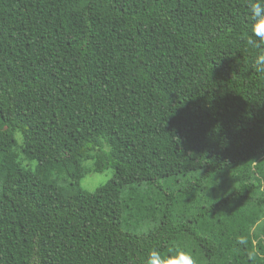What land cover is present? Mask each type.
Here are the masks:
<instances>
[{
	"label": "trees",
	"instance_id": "obj_1",
	"mask_svg": "<svg viewBox=\"0 0 264 264\" xmlns=\"http://www.w3.org/2000/svg\"><path fill=\"white\" fill-rule=\"evenodd\" d=\"M253 2L0 0V264H264Z\"/></svg>",
	"mask_w": 264,
	"mask_h": 264
},
{
	"label": "clouds",
	"instance_id": "obj_2",
	"mask_svg": "<svg viewBox=\"0 0 264 264\" xmlns=\"http://www.w3.org/2000/svg\"><path fill=\"white\" fill-rule=\"evenodd\" d=\"M252 28L251 37L247 38L246 43L251 48H264V3L253 2L250 4ZM255 69L257 72H264V52L256 57ZM147 264H197L195 257L183 250L175 249L167 255L154 248L149 252Z\"/></svg>",
	"mask_w": 264,
	"mask_h": 264
},
{
	"label": "rangeland",
	"instance_id": "obj_3",
	"mask_svg": "<svg viewBox=\"0 0 264 264\" xmlns=\"http://www.w3.org/2000/svg\"><path fill=\"white\" fill-rule=\"evenodd\" d=\"M18 137H20V135H18ZM85 165L90 166V161H87ZM114 173L112 168L106 169L103 172H88L82 179V186L87 190L94 191L110 180L114 176Z\"/></svg>",
	"mask_w": 264,
	"mask_h": 264
}]
</instances>
